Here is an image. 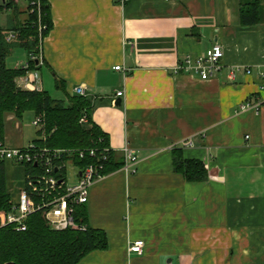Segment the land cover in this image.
<instances>
[{"label": "crops", "instance_id": "1", "mask_svg": "<svg viewBox=\"0 0 264 264\" xmlns=\"http://www.w3.org/2000/svg\"><path fill=\"white\" fill-rule=\"evenodd\" d=\"M9 2L0 8L4 36L29 15L25 0ZM44 2L51 27L17 85L63 100L84 87L110 150L122 156L127 145L138 157L135 173L118 168L90 187L86 224L108 245L78 264H264V0ZM243 11L254 22L243 24ZM215 43L223 49L215 76L175 72ZM6 58L8 68L26 67L28 52L14 46ZM14 120L5 115L3 140L26 145ZM176 148L205 165L204 180L173 171ZM136 239L141 253L127 250Z\"/></svg>", "mask_w": 264, "mask_h": 264}, {"label": "trees", "instance_id": "2", "mask_svg": "<svg viewBox=\"0 0 264 264\" xmlns=\"http://www.w3.org/2000/svg\"><path fill=\"white\" fill-rule=\"evenodd\" d=\"M41 22L43 38L51 27L48 5L42 3ZM35 16L29 14L26 23L16 28L14 38L6 40L0 34V139L4 137V117L7 113L20 119L26 111L42 118L37 129V137L32 141L37 147L55 148H102L108 146V136L92 121L91 103L81 95L67 96L66 100L54 99L46 90L23 89L16 79L34 68L39 49L40 37ZM241 22L251 24L242 12ZM14 46L24 47L28 52L26 67L8 68L5 58ZM58 86V85H57ZM63 88V87H61ZM84 116L85 121L79 122ZM91 158L75 159L78 164L91 162ZM104 163V173L121 167L122 156L110 150ZM24 171L35 170V166L24 163ZM173 171L182 175L187 181H201L207 177L205 165L197 159L184 158L180 149L173 150ZM13 193L9 191L6 179V160L0 159V224L10 209ZM76 220L87 222L85 204L76 209ZM25 231H13L9 226L0 227V264H78L93 250L107 248V236L101 229L87 226L86 230L77 229L53 230L48 226L40 213H33L26 220Z\"/></svg>", "mask_w": 264, "mask_h": 264}, {"label": "built area", "instance_id": "3", "mask_svg": "<svg viewBox=\"0 0 264 264\" xmlns=\"http://www.w3.org/2000/svg\"><path fill=\"white\" fill-rule=\"evenodd\" d=\"M27 12L35 16L38 35L41 37L45 26L41 22L43 0H25ZM124 3L126 0H117ZM167 1V0H165ZM9 0H0V8L8 9ZM14 33L9 32L6 40L10 41ZM223 56L221 45L215 43L203 54L196 57L186 55L175 67V72L197 75L202 80H207L221 70L220 59ZM31 59L40 60L39 56L30 55ZM115 70H121V65H115ZM247 71H249L247 69ZM236 69L231 67L227 73L228 79H233ZM264 88V84H263ZM73 91L77 95L85 96L84 87L76 86ZM118 96L122 91H117ZM257 108V104L245 102L241 108ZM42 118L35 116L33 125L41 126ZM82 116L79 122H84ZM183 145H193L191 139L184 140ZM110 148L104 146L87 148H55L37 147L34 143L22 146H10L3 139H0V159L12 161L16 164L30 163L35 170L25 172L23 184L16 191L11 199L10 209L6 212L2 226H9L13 231H25L26 220L33 213H40L42 218L53 230L77 229L84 231L86 223H79L76 220V209L88 201L90 187L106 173L103 172L104 161L108 159ZM123 164L120 169L132 174L137 170L138 157L135 150L127 145L121 149ZM85 157L91 158V162L78 164L75 159L81 160ZM70 164L76 169L75 180L68 182L66 167ZM143 241L136 239L128 243L129 252L141 253Z\"/></svg>", "mask_w": 264, "mask_h": 264}, {"label": "rangeland", "instance_id": "4", "mask_svg": "<svg viewBox=\"0 0 264 264\" xmlns=\"http://www.w3.org/2000/svg\"><path fill=\"white\" fill-rule=\"evenodd\" d=\"M1 19H3L2 16H0V22ZM13 56L14 54L6 58L7 59L6 62H8L11 58L13 59L14 58ZM50 89L51 90L49 92H51V95L55 97V95H53L54 89L53 88ZM33 120H34V116L31 111H26L20 119L15 118L14 120L15 123L18 122L19 124H21V134L23 141L25 142L26 145L30 143L29 140L37 136L36 127L32 123ZM13 131L14 132H12V135L14 138H16V136L21 135L20 133L18 134L17 129ZM24 169H25L24 165L16 164L12 161L6 160V179L9 186V191L13 193L12 199L15 197L17 189L21 187L23 184V179L25 174ZM75 172L76 169L71 167L70 164H68L66 167V175L69 183H72L75 180V175H74Z\"/></svg>", "mask_w": 264, "mask_h": 264}, {"label": "water", "instance_id": "5", "mask_svg": "<svg viewBox=\"0 0 264 264\" xmlns=\"http://www.w3.org/2000/svg\"><path fill=\"white\" fill-rule=\"evenodd\" d=\"M37 62V61H36ZM119 103V99H118V102H117V104ZM5 264H12V263H5Z\"/></svg>", "mask_w": 264, "mask_h": 264}]
</instances>
